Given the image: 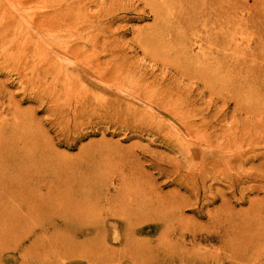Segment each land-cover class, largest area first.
Returning <instances> with one entry per match:
<instances>
[{
    "label": "rangeland",
    "instance_id": "374dc122",
    "mask_svg": "<svg viewBox=\"0 0 264 264\" xmlns=\"http://www.w3.org/2000/svg\"><path fill=\"white\" fill-rule=\"evenodd\" d=\"M81 6L92 18L82 24L110 25L97 35L100 47L110 43L100 48L98 64L113 65L124 89L96 85L81 67L74 75L67 71L74 63L56 55L58 81L46 74L53 69L33 74L32 67H20V74L7 76L9 49L0 43V82L18 104L0 101V135L14 131L5 125L16 111L15 118H27V127L40 132L38 125L45 134L0 154V252L10 248L0 264H264V16L251 24L264 5L81 0ZM189 55L203 60L175 70L164 65ZM193 74L200 80L191 81ZM162 76L194 94L203 90L194 108L204 114L210 94L226 97L223 116L185 134L184 123H200L202 115L180 119L173 100L168 110L176 120L154 112L151 83ZM63 80L77 81L69 89L77 98L58 91L64 114L56 119L51 92ZM77 101L87 102L83 114L74 111ZM221 141L229 148L216 144ZM10 159L14 163L4 166Z\"/></svg>",
    "mask_w": 264,
    "mask_h": 264
},
{
    "label": "bare ground",
    "instance_id": "6f19581e",
    "mask_svg": "<svg viewBox=\"0 0 264 264\" xmlns=\"http://www.w3.org/2000/svg\"><path fill=\"white\" fill-rule=\"evenodd\" d=\"M252 1L255 4L262 3L264 5V2H262L264 0ZM22 12H24V15H21ZM90 14L91 13H87L84 11L83 6H81V0H0V43H4L3 46H8L9 51H6L5 55L9 57L7 61L10 62L8 64L11 65L10 66L8 64H5L3 66V74L8 76L12 72L18 71L20 67L23 68L22 72H25L29 69V67H32L33 71H31V73L33 74L35 73L34 70L40 69L43 71H49L50 69H53V73L46 74L51 77L52 80L57 78L58 81L61 71L58 66L54 67L51 63L54 60L53 56L56 55L61 59H67L68 61L74 63V68L68 69V72L77 75L79 74L81 67L84 70H90V73H88L92 77H96L98 79V81H96V85H102L103 87L107 88L116 86L119 89H124L123 87L125 86V78L116 79L114 77L113 65L108 66L107 63L106 66L101 69L100 64H98V52L100 48L102 47L103 49H105V45L110 43L109 41H106L105 45H102L100 47L97 35L101 32H109L110 25L107 24L101 26L95 20H93L91 24H82V19L84 21L92 19ZM258 15L264 16V11L261 14H254L251 17V20H254L251 24H258L257 22L261 17ZM64 18H66V20L61 21ZM35 28L37 33L33 30ZM161 33L164 34L165 32ZM37 34L40 37L39 41L37 40ZM109 37L110 36H107L106 38L108 39ZM43 42L47 43L48 50L46 49ZM83 46H86V48H83ZM109 51L110 53L108 54V58L109 63H111L114 55L112 49H109ZM262 51H264V49ZM26 58V62H21ZM202 60L203 59L199 56L189 55L186 56V58L175 57L171 60V62L165 61L166 63H164V65L168 70H175V68L177 67H187L188 65H192L194 63H200L202 62ZM10 67L14 69L9 71ZM63 68L65 69V67ZM16 73L20 74L19 72ZM191 76L194 77L191 78V81L196 79L200 80V78H198L199 74H193ZM164 79H166V76L155 78L151 83L153 86H155L154 91L157 97L155 103L149 102V104L156 110L154 112L162 114L165 113L167 116L172 117V119L174 120H176L177 117H173L174 113L168 110L169 103H173L172 100L178 102V104L181 106L182 111L179 115V118L182 120L186 119V116H188V114L192 112L201 114L203 119H201L200 123H197L195 121H186L184 123V125L182 126V130L185 132V134L191 135L193 134L192 132L196 129L195 126H197L198 128L199 126H201L200 128H205L211 125L209 123H211L213 118H221L223 116L225 108L228 104L226 97L219 98L218 96L216 97L210 94L208 112L204 114L203 109L194 108L198 97L203 100V97L205 96L203 90L199 89V92L194 94V88L183 86L182 84L184 83L182 81L178 82L174 80L171 81L173 83L169 82L165 84ZM33 82L34 77L31 79H27L26 81L28 86ZM61 84L62 88H56L51 92L52 95L57 94L52 98V102L57 107L55 109L49 107V110H55L56 119L58 118V116H62L64 114V109L61 108L60 105H57V99L59 98L58 96L61 95L58 93V91L63 89V94H68V96L77 98L74 94H71L72 92H69L70 88L78 86L77 81L68 82L67 80H63ZM171 84H174V87H171ZM4 85L5 83L0 82V101L7 97L9 102L12 103L13 107H18V104L14 103V95L8 93ZM146 88H148V86H146ZM130 93L133 97L136 98H140L142 95L141 91L136 90L131 91ZM234 93L235 95L232 96L233 98H235L232 100H235L236 102L234 114L238 115L240 113V92L239 90H237ZM219 101L221 102V104L218 106L217 103ZM86 103L87 102L85 101L76 102L74 108L76 115H78L79 113L83 114V108L86 107ZM99 105L105 106L106 103L102 102L101 104L99 103ZM212 107H215V112L211 114L209 110ZM17 112L18 111H16V113ZM14 116L11 124L5 125L6 127L13 128L14 131H12L9 136L0 135V154L2 152L3 154H6L7 152H18L19 144L22 141H24V144L28 145L35 144L37 142H40L41 138L45 137V134L40 126H36L39 128L40 132H34L33 129L27 127V118L18 119L19 117L15 118ZM37 124L40 125V123ZM234 130H236L234 132H239L237 131L239 130L238 127ZM223 141L216 144H219L223 149L226 150L229 147L228 144H224ZM211 144H213V142H211ZM12 160H6L5 164L3 165L6 167L12 165L14 163V161ZM60 247L51 246L49 249L56 252ZM9 249L10 248L5 247L0 252V257H2L3 252L9 251ZM15 251L16 249L14 250V252Z\"/></svg>",
    "mask_w": 264,
    "mask_h": 264
}]
</instances>
